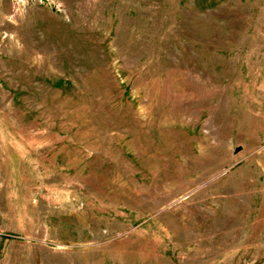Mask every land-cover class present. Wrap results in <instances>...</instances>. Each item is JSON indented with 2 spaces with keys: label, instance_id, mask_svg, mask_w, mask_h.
Here are the masks:
<instances>
[{
  "label": "rangeland",
  "instance_id": "rangeland-1",
  "mask_svg": "<svg viewBox=\"0 0 264 264\" xmlns=\"http://www.w3.org/2000/svg\"><path fill=\"white\" fill-rule=\"evenodd\" d=\"M0 264H264V0H0Z\"/></svg>",
  "mask_w": 264,
  "mask_h": 264
}]
</instances>
